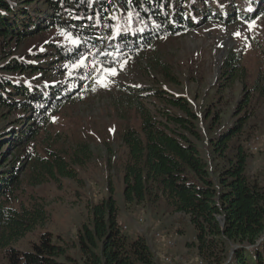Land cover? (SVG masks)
I'll return each instance as SVG.
<instances>
[{"label": "trees", "instance_id": "obj_1", "mask_svg": "<svg viewBox=\"0 0 264 264\" xmlns=\"http://www.w3.org/2000/svg\"><path fill=\"white\" fill-rule=\"evenodd\" d=\"M263 10L264 0H0L4 264H160L143 237L118 226L113 187L86 204L88 221L74 239L45 229L48 212L31 189L74 180L89 159L87 145L71 153L51 135L50 119L94 79L77 73L53 81V73L80 59L110 65L208 20L254 21ZM63 35L67 41L56 38ZM235 56L222 60L214 100L199 114L181 95L138 88L129 107L139 127L121 134L120 200L172 215L174 226L185 223L194 234L191 248L206 264H264V183L250 175L246 149L259 126L264 83L251 85ZM160 67L167 81L177 82ZM235 80L240 98L223 102L222 90Z\"/></svg>", "mask_w": 264, "mask_h": 264}, {"label": "rangeland", "instance_id": "obj_2", "mask_svg": "<svg viewBox=\"0 0 264 264\" xmlns=\"http://www.w3.org/2000/svg\"><path fill=\"white\" fill-rule=\"evenodd\" d=\"M56 38L68 39L65 35ZM231 54L239 58L241 67L250 75L251 85L264 83V10L254 21L208 20L196 28L153 41L143 52L127 55L110 65L80 59L65 65V73H53L56 74L53 81L70 79L77 73L94 79L91 85L83 87L71 101L59 107L50 119L48 130L51 135L55 134L59 143L71 153L79 150L80 145H87L89 159L76 170L74 180H62L60 186L49 183L31 189L48 212L45 229L74 239L77 227L88 221L86 204H97L108 195V188L113 187L119 197L118 226L124 224L127 234L134 229L146 231L140 236L150 245L160 264H179L188 260L193 264H204L190 246L194 234L185 223L174 226L172 215L142 206L127 207L120 200L121 171L126 153L121 134L127 127H139V118L129 107L138 88L162 87L173 95H181L199 114L214 100V84L221 62ZM161 64L167 66L177 82L165 79ZM241 93L240 82H230L222 90L223 102L228 98L239 99ZM257 108L259 126L254 137L246 143V149L252 155L248 165L250 175L264 183V98ZM3 124L0 122V126ZM122 215L124 223L121 222ZM155 233L164 240H172L173 247H166L164 240H156ZM29 240L35 238L29 237ZM26 245L27 242L21 241L19 246ZM177 247L182 252H177ZM0 264H4L1 256Z\"/></svg>", "mask_w": 264, "mask_h": 264}, {"label": "bare ground", "instance_id": "obj_3", "mask_svg": "<svg viewBox=\"0 0 264 264\" xmlns=\"http://www.w3.org/2000/svg\"><path fill=\"white\" fill-rule=\"evenodd\" d=\"M154 238L156 239V240H164L163 238H161V235L160 234H158V233H155V235H154ZM165 241V245H166V247H168V248H172L173 247V241L172 240H164ZM168 260V259H167ZM174 263H176V262H174ZM182 264H193V263H191V262H189V260L188 261H183V262H181ZM200 264V263H199Z\"/></svg>", "mask_w": 264, "mask_h": 264}, {"label": "crops", "instance_id": "obj_4", "mask_svg": "<svg viewBox=\"0 0 264 264\" xmlns=\"http://www.w3.org/2000/svg\"><path fill=\"white\" fill-rule=\"evenodd\" d=\"M121 220H122L121 222H123V223L125 222V219H124V216H123V215L121 216ZM121 222H120V224H121ZM121 226L124 227L125 230L127 229V227H126L124 224H122ZM152 231H153V230L148 231L149 233L147 232L148 234H146V235L149 236L150 233H151ZM154 231H155V230H154ZM143 232H146V231H143ZM143 232H140V230H139V231H136V230L134 229V231L131 232L130 234H132V235L135 236V235H137V234L141 235L140 233H143ZM180 239H181V238H180ZM177 248H178V249H176V251L178 252V250H180V248H179V247H177ZM184 250H185V249H184ZM180 251H181V250H180ZM180 251H179V252H180ZM185 251H186V250H185ZM193 251H194V250H193ZM181 252H182V251H181ZM194 253L196 254L195 251H194Z\"/></svg>", "mask_w": 264, "mask_h": 264}, {"label": "water", "instance_id": "obj_5", "mask_svg": "<svg viewBox=\"0 0 264 264\" xmlns=\"http://www.w3.org/2000/svg\"><path fill=\"white\" fill-rule=\"evenodd\" d=\"M218 220H219L220 225L222 226L223 225L222 219L221 218H218Z\"/></svg>", "mask_w": 264, "mask_h": 264}, {"label": "snow or ice", "instance_id": "obj_6", "mask_svg": "<svg viewBox=\"0 0 264 264\" xmlns=\"http://www.w3.org/2000/svg\"><path fill=\"white\" fill-rule=\"evenodd\" d=\"M112 74H113V75H115V74H116V73H115V70H113ZM105 86H106V85H105Z\"/></svg>", "mask_w": 264, "mask_h": 264}, {"label": "built area", "instance_id": "obj_7", "mask_svg": "<svg viewBox=\"0 0 264 264\" xmlns=\"http://www.w3.org/2000/svg\"><path fill=\"white\" fill-rule=\"evenodd\" d=\"M141 223H143V222H141ZM179 264H182V263L180 262Z\"/></svg>", "mask_w": 264, "mask_h": 264}]
</instances>
